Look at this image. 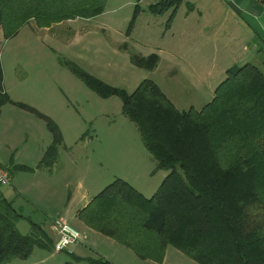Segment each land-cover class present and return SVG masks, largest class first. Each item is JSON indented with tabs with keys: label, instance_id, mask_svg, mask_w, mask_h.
Listing matches in <instances>:
<instances>
[{
	"label": "trees",
	"instance_id": "16d2710c",
	"mask_svg": "<svg viewBox=\"0 0 264 264\" xmlns=\"http://www.w3.org/2000/svg\"><path fill=\"white\" fill-rule=\"evenodd\" d=\"M108 0H0V28L5 38L34 19L40 27L105 12ZM184 0H157L150 10L170 9L169 26ZM264 3V0H259ZM136 14L131 21L133 26ZM130 34V32H128ZM159 55L132 54L141 68L155 69ZM100 96H118L122 111L139 128L157 161L169 171L147 197L128 181L115 178L78 212L91 229L132 249L139 257L163 262L169 245L199 264H264V71L254 63L233 65L202 108L179 110L153 79L129 92L90 74L72 60H62ZM0 64V110L15 102L3 90ZM46 118L52 143L38 166L52 167L64 142L52 118ZM17 170L31 171L26 165ZM25 216L12 202L0 200V264L28 259L36 247L53 251L56 238L31 222L28 234L18 229ZM76 264H115L106 258L70 254Z\"/></svg>",
	"mask_w": 264,
	"mask_h": 264
},
{
	"label": "rangeland",
	"instance_id": "374dc122",
	"mask_svg": "<svg viewBox=\"0 0 264 264\" xmlns=\"http://www.w3.org/2000/svg\"><path fill=\"white\" fill-rule=\"evenodd\" d=\"M188 1L197 3L205 10L204 19L208 17L207 11L214 10L213 1H220L223 6L230 3V0H185L182 4L181 19L184 17V10L188 8ZM233 1L236 5L241 4L240 0ZM129 2L137 3V0H108L109 9L113 10L97 20L86 21L83 20L84 17H77L48 27H40L31 19L16 35L8 39L0 30V64L3 68L4 87L12 100L27 106L7 103L0 114V160L10 166L11 172L15 169V166L8 163L11 159L16 163L19 161L32 165L37 159L40 144L43 146L44 142L51 141L52 133L44 116L57 122L64 136L61 146L67 145L70 148L63 151L61 162L64 169L59 181H53L56 187L65 184L66 198L72 194L82 197L88 192L93 193L94 181L100 177L104 180L110 177L112 179L113 173L129 175L145 168L151 171L154 169L153 165L148 167L149 161L144 158L143 152L148 155L149 152L138 126L123 113L121 98L100 96L62 60H72L103 82L125 88L129 92L132 91L136 79H153L165 89L168 86L169 90L182 100L186 109L192 106L200 109L205 105L210 93L208 89H211L207 85L212 86V83L224 80L226 70L233 65L251 62L264 71L263 2L255 0V16L253 12L248 11L247 13L252 15L244 13L239 17L226 8L231 16L242 20L245 28L239 26L240 33L233 32L234 36L216 35L218 25L210 21L211 31L203 39L194 33L193 38L189 39L166 37L162 41L153 40L159 43L162 52L152 47L143 48L141 44L133 42L132 37L146 36V21H141L142 19L135 35L129 36L128 32H134L129 18L134 5L125 8L121 6ZM208 4L212 6H209V9L206 8ZM223 12L217 19L219 16L222 18ZM168 15L166 13L161 17L162 22ZM190 16L198 19L199 15L194 13ZM244 20L249 22V25H245ZM103 22L109 23V26ZM156 26L153 36L159 34L158 37H161L165 25L161 23ZM226 26L227 29L232 28V22H227ZM201 51L204 52L203 56ZM134 53L145 57L153 53H162L164 56L158 62V71L152 72L154 69L136 67L131 60ZM192 68L195 72L191 71ZM172 70H177L178 74H169ZM29 176L31 179L23 178L19 179V182L21 180L20 183L26 185L41 203L45 198L42 185L40 184V188L32 186L34 177ZM143 177L145 178V175L135 180V183L140 185ZM134 187L139 188L137 185ZM41 206L50 209L52 203L45 205L42 202ZM61 220L69 223L63 218ZM54 223L51 231L56 238ZM24 224L30 225L28 221ZM93 244L94 248L77 242L70 246L81 255L99 258V251L110 254L105 241L96 235L93 237ZM40 249L42 248L36 247L31 260L14 258L6 264H35L40 261L37 260L41 257ZM42 252L48 256V252ZM136 255L130 257L120 254L121 260L115 261L118 264H199L174 246H169L167 257L165 255L164 259L167 261L163 260L161 263ZM115 261L112 262L116 263ZM64 262L66 260H45L42 264ZM76 264L90 262L84 260Z\"/></svg>",
	"mask_w": 264,
	"mask_h": 264
},
{
	"label": "crops",
	"instance_id": "0c3cea01",
	"mask_svg": "<svg viewBox=\"0 0 264 264\" xmlns=\"http://www.w3.org/2000/svg\"><path fill=\"white\" fill-rule=\"evenodd\" d=\"M240 1H241V4H237V5H236V3H234L233 0L229 1L230 2L229 4L234 8V10L236 12L233 10V8L229 4L227 6H223V4L220 1H213V3H212L213 7L210 4H208L206 6L207 9H209L208 8L209 6L214 9L212 11H207V13H208L207 19L206 18L204 19V16L206 17L205 10L202 9L199 5H197V3H194V2L189 3V1L186 3V4H188V8L186 10H184L185 13L183 12L184 17H183V19H181V10L183 9V6H182L183 2H182L180 4V6L178 7V9L176 10L175 16H174V18H173V20L169 26H167V21H168L170 15L172 13V10L167 11L161 15L155 14L150 10L151 4L156 3L157 0H137V3H133V2L132 3L131 2L123 3L121 6H123L125 8L128 6L134 5L132 15H131V17H129L130 23L133 20L134 15L136 14V10L138 9L137 16H136L134 23H133L134 32L132 31L129 36L135 35V33L137 32V26H138L139 21L141 19H142L141 21H143V20L146 21V23H145V25H146L145 35L146 36L145 37L137 36V38L132 37L133 42H135L137 44H141V47H143V48L152 47V49H154V48L159 49V51L162 52V49H161L159 43H155L154 42L155 40L162 41L166 37H171V38L175 37V38H179L180 40H182L183 38L189 39V38H193V36L195 35L194 33L198 34V38L203 39L204 36L207 33L209 34V32L211 31L210 21H212L213 24L218 25V27L216 29V33H215L216 35H221V37H224V36L227 37L228 35H233V32L240 33L239 32L240 29L238 27L240 26V27L244 28L242 20L231 16V14L229 12H227L226 8L230 12L233 11L232 13H235L236 15L238 14L239 17L241 15H243L244 13L249 14V13H247L248 11L251 13L253 12L252 14H254L253 16H255V13H254L255 11H253L255 9H253V8L256 5L255 0H240ZM249 8H251V9H249ZM112 10H113L112 8L109 9V5H108V6H106L105 12L102 13L101 15L91 17L89 19H86V18L85 19L82 18V19L86 20V21L97 20L99 17H102V15H104L105 13L112 11ZM222 11H224L222 14V18H220L221 16H219V18L217 19L218 15H221ZM211 12H213V13H211ZM166 13H168L169 15L162 22L161 17H163ZM194 13H197L199 15L198 19L200 18L201 20L195 19L194 17L190 16V15H193ZM252 14H249V15H252ZM145 15H147V16H145ZM229 21L232 22V28L229 27L227 29L228 25L226 26V24ZM161 23H164V25H165V28L162 31L161 37H158L159 34H158V36H156V35L153 36L154 35L153 33H155L153 31V30H155L154 27L156 25L161 24ZM244 23H245V25H249V22H247L246 20H244ZM103 24L106 26H109V23L103 22ZM151 35H152V37H151ZM201 55L203 56L204 52L201 51ZM162 56H164V55L162 53H160L159 58H162ZM136 67H138V66H136ZM139 68H141V67H139ZM143 69H145V68H143ZM157 69H158V66L152 72L158 71ZM191 71L195 72L194 68H192ZM169 74H178V73H177V70L176 71L172 70ZM195 74H197V73H195ZM142 80H143V78L136 79V81L134 82V85L132 87V91L130 90V92H133L138 87V85L140 84V82ZM4 82H5V80L3 77V84H2L3 90L5 92H7L6 88L4 87ZM220 82L221 81H219L215 84L212 83L213 87L207 85L208 88H211V89L206 88L209 90L208 92H210V93H208L207 103L210 102L212 100V98L214 97L215 89ZM157 83L161 86L162 90L172 100V102L175 104V106L179 110H181V111L187 110L186 107L185 108L183 107L182 100L178 99L175 96V94H173L171 92V90H169L168 86H167V89H165V88H163L161 83H159V82H157ZM3 106L0 110V114L2 113ZM192 107H194V106H192ZM140 136H141V134H140ZM52 140H53V137H52L51 141H48L47 143L44 142L43 146H41V144H40V147L38 149L37 159H36L34 164L28 165L25 163H20L19 161H17V163H16V161L14 159H11L8 162L10 165L15 166V169L12 172L13 183L11 186H0V200L2 198H5L8 201L12 202L13 206L25 216V218L21 219L18 222V224H17L18 229L22 233L28 234L32 230L31 222H35V223L43 225L52 234L51 229H52V225L54 223V219L55 218H63L65 220H67L71 225H73L76 229H78L80 231L81 237L77 241V244H85L87 246H91L92 248H94L95 245L93 244V237L95 235H96V237L102 239V241H105V243L107 244L106 247L109 248V252L111 255L110 254L108 255L104 251L102 253L99 251L98 252L100 254V255H98L99 258H106L108 260L115 261V260H121L119 257L120 254H124V255H127L130 257H133V255H136L135 252L133 250H131L130 248H128V247L120 244L116 240H114L110 237H107V236L101 234L100 232H97V231L91 229L90 227H88L78 217V212L82 208H84L95 195H97L100 191H102L109 184V182L112 179H115L117 177L122 178L124 180H127L129 183H131L134 186L135 185L139 186V188L138 187L137 188L145 196L151 197L156 192V190L158 189V187L162 183L163 179L167 176L169 171L164 170V169H159L157 171L155 170L156 166H157V161H156L155 157L152 155V153L145 146L146 149L148 150L150 156L143 152V154L145 155L144 158L146 160L148 159V161H149L148 167L149 168H151L152 165L154 166L153 171H151L150 169L145 170L146 169L145 168V169H141L140 171L139 170L136 172L133 171L129 175L120 174L118 171H116L118 173H113L112 179H111V177H110V179H105V180L103 177L97 178L94 181L93 193L88 192L86 195H83L82 197H80L79 194H78V196H76V195L73 196V194L70 192V195L71 194L72 195L70 197L66 198V188H65L66 186H65V184L63 183L61 187H60V185L58 187H56L55 183L53 181H59V176L64 169V164H62V162H61L62 161L61 157L63 155V151H67L70 148H68L67 145L61 146L59 148V156L56 159V161L52 167H47L44 165L38 166V164L41 161L46 149L51 145ZM143 150H144V148L142 147V151ZM0 162H1V160H0ZM17 165H26V166L33 168V170H31V171L17 170L16 169ZM142 168H144V167H142ZM138 172H140V173H138ZM29 175H32L34 177L33 178L34 183L31 184L32 186L40 188V184L42 185V190L45 194V198L42 202H44L45 205L52 203V206L50 207V209H46V207L41 206L42 202L39 203L40 201L38 200V198L33 196L30 193L28 187L26 185H22L20 183V182H22L21 180L19 182V179H23V178L31 179ZM144 175H145V178L143 177L142 183H140V185H138L139 183L138 184L135 183V180L140 179ZM38 178L40 179L39 181H38ZM39 205L41 207H39ZM26 221H28V223L30 225L26 226L24 224ZM169 246H172V245H169ZM169 246L167 248L166 257L168 254ZM64 250L56 251L54 249L53 251H48L46 249H40L41 252L39 253V255L41 257H40V259H37L40 261L36 262L35 264H37V263L42 264L45 260H66V261L73 260L70 254H75V255L80 256L82 258L98 259V257L81 255L79 252H77V250L75 248L74 249H73V247L71 248V246H69L68 248H66ZM35 251H36V248L33 250V253L31 254V256L28 259H24V260L25 261L31 260V257L34 255ZM42 251L48 252V256L47 255L45 256ZM129 251H132L134 254H131V252H129ZM136 257H138V256L136 255ZM84 260H86V259H84ZM164 261H167V260H164ZM115 264H118V263L116 262Z\"/></svg>",
	"mask_w": 264,
	"mask_h": 264
},
{
	"label": "built area",
	"instance_id": "2783aa9c",
	"mask_svg": "<svg viewBox=\"0 0 264 264\" xmlns=\"http://www.w3.org/2000/svg\"><path fill=\"white\" fill-rule=\"evenodd\" d=\"M13 183V175L9 165H5L0 162V186H11ZM56 230L55 250L62 251L70 246V244L76 243L81 233L70 223H66L61 218H57L54 223Z\"/></svg>",
	"mask_w": 264,
	"mask_h": 264
},
{
	"label": "bare ground",
	"instance_id": "6f19581e",
	"mask_svg": "<svg viewBox=\"0 0 264 264\" xmlns=\"http://www.w3.org/2000/svg\"><path fill=\"white\" fill-rule=\"evenodd\" d=\"M65 251V250H64Z\"/></svg>",
	"mask_w": 264,
	"mask_h": 264
}]
</instances>
